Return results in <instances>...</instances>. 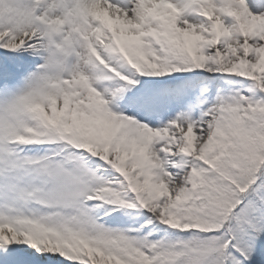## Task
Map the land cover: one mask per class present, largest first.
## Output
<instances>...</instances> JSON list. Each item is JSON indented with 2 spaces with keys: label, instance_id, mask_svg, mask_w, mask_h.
<instances>
[{
  "label": "snow or ice",
  "instance_id": "6c2138e0",
  "mask_svg": "<svg viewBox=\"0 0 264 264\" xmlns=\"http://www.w3.org/2000/svg\"><path fill=\"white\" fill-rule=\"evenodd\" d=\"M0 264H264V0H0Z\"/></svg>",
  "mask_w": 264,
  "mask_h": 264
}]
</instances>
